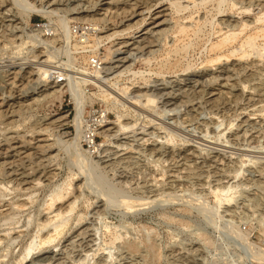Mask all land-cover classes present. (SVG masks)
Returning <instances> with one entry per match:
<instances>
[{"label": "rangeland", "instance_id": "374dc122", "mask_svg": "<svg viewBox=\"0 0 264 264\" xmlns=\"http://www.w3.org/2000/svg\"><path fill=\"white\" fill-rule=\"evenodd\" d=\"M124 1L110 5L111 15L126 7L131 11ZM63 2L53 5L59 11L50 17L44 14L50 11L47 9L50 2L41 3V0H7L0 7V98L4 99L0 103L1 110H6L0 114V264H18L25 257L29 243L37 241L36 236L43 232L39 225L48 200L56 192H65L69 182L77 201L75 198L63 238L48 247H54L56 252L59 249L60 260H34L35 264H264V62L258 57H264V38L259 37L256 50L249 53L240 45L245 37L264 28L263 21H256V17L264 18V14L256 9L247 16L234 15L243 23L247 20L249 25L236 41L215 53L213 45L234 33H224L225 29L217 32L219 21L233 15L235 9L217 12L212 0H161L150 11L144 10L146 20L140 27L123 30L130 22L124 18L126 13L110 20L112 25L118 23L113 30H104L107 23L97 21L96 26L105 31L99 33L91 21L103 17L97 12L66 14L60 9L75 7V11H84L107 5L92 7L96 0ZM39 3L45 7H37ZM161 9L166 10L172 27L167 39L171 41L164 48L170 50V61L176 64L162 77L145 65L148 59L156 65L158 54H134L128 64L135 63V68L141 71L134 84L145 87L140 92L148 94L156 93L159 85L170 90L169 86H183V77H195L206 66L215 70L218 64L226 62L227 69L234 70V76L222 88L226 92L223 97L212 104L199 99L194 107L179 108L165 106L160 99L144 104L145 97H141V106L133 107L130 101L135 85L132 84L124 96L119 94V98L124 97L122 102L130 104L124 101L123 106L96 99L92 95L97 92L95 84L80 86L83 92L77 87L74 93L73 79H61L60 83L59 79L65 78L59 76L61 73L72 74L85 66L82 55L88 57L89 52L79 48V54L77 51L75 54L72 50L76 60L66 52L59 17L71 19L74 43L83 44L86 38L104 36L95 57L100 64L94 66L103 72V67L111 65L108 63L113 60L116 44L140 34L151 22L154 10ZM198 21L203 24L201 32L191 31L189 38L177 39L179 26L193 27ZM42 27L48 30L46 35ZM31 31L39 37L31 40ZM114 31L119 32L112 34ZM108 35L110 38L106 39ZM40 38L50 43L44 45ZM189 41L192 43L187 52L176 51ZM37 54L43 56L36 57ZM47 58L50 61L45 64L51 71L44 77L37 71L39 62ZM88 58L92 60L94 55L90 53ZM212 58L218 60L208 62ZM91 60H87L89 64L85 61L86 66L92 65ZM15 69L25 76L32 71L35 83L25 81L22 93H11L19 82L7 75ZM55 81H59V92L48 95L52 89L41 91L48 82ZM79 92L87 97L83 98L86 108L77 130L73 93L81 97ZM12 102L16 104L12 106ZM120 114L123 123L136 126L132 132L120 136L123 139L118 141L122 143L118 148L117 141L106 136L110 134L108 129L116 124L103 125L115 123ZM115 127L114 130L119 126ZM77 131L81 133L79 146L73 139ZM141 136L143 141L139 139ZM93 138L94 144L89 146L88 141ZM116 147L120 155H115ZM105 153L110 154L109 164L101 160ZM44 175L50 176L46 179ZM28 176L31 180L39 178L41 183L23 191L20 187L24 180H29ZM221 186L229 189L219 202L214 189ZM41 249H34L22 264L34 259Z\"/></svg>", "mask_w": 264, "mask_h": 264}, {"label": "bare ground", "instance_id": "6f19581e", "mask_svg": "<svg viewBox=\"0 0 264 264\" xmlns=\"http://www.w3.org/2000/svg\"><path fill=\"white\" fill-rule=\"evenodd\" d=\"M7 0H0V7L3 6V4L6 2ZM27 1V0H26ZM35 2V0H32ZM62 0H41L42 2L48 3L49 5L47 6L50 11H43L45 12L44 14L47 17L53 16L52 14L54 12L59 11V8L54 7L53 5H61L64 4L65 2L61 3ZM119 0H115L114 3L118 2ZM121 1V0H120ZM124 1V0H123ZM127 1V5H129V9H131V11L129 12V10L123 8V10L119 13L118 11H115L112 15H111V9L112 7L110 6L111 4H114L112 2H107L106 0H96V2L92 5V7L95 6H106L105 8L102 7H97L96 9H85L84 11H75L74 9H76L75 7H73V9H60L62 10L61 12H65L66 14H79L82 12H97L96 14H99L101 16H103L102 18L99 19H92V26L95 27L94 30H97L98 33L99 32H105L103 31V29H100L99 27H97L96 25L98 24L97 21H102L103 23H107L106 26L104 27V30H113L116 29L118 27V23L115 25H112L113 21H110L113 17H117L120 14H126L124 15V18L126 17V22L130 21L126 28L123 30H127V29H132V28H136V27H140V25L142 24V22L145 19L144 14H146V12H144L145 9L147 10H151L152 7L155 6V4H157L159 1L161 0H135L134 2L130 3V0H125ZM123 2L126 3V2ZM211 1V0H210ZM214 5H215V9L217 10V12H222L225 11V9L227 10V8L229 10H234L233 15H228L227 18H223L220 19L219 21V27L217 32H222L224 29L226 30L224 33L228 32V31H233L234 33L229 36L226 37V39H223L221 41H217L218 43L214 44L212 47V51L215 53L220 52L222 49H224L227 45L232 44L234 41H236V39L239 37V34L243 32V30H245L247 28V26L249 25L247 20L244 21H239L237 18V16H234L236 14L242 15L243 16H247L248 13H250L251 11L253 12L254 10H259L260 13L264 14V0H212ZM99 2V3H97ZM69 4V3H68ZM180 4V3H179ZM47 5V4H46ZM34 7H36L35 5H33ZM43 8L45 7L44 4H40L37 5V7ZM53 6V7H52ZM117 6V5H116ZM119 6V4H118ZM121 6V5H120ZM122 8V7H121ZM175 8L178 9L179 5H175ZM33 10V9H32ZM35 10V9H34ZM42 10V9H41ZM78 10V9H77ZM120 10V9H119ZM165 9H161V10H157L153 12L152 16L150 17L152 20L150 23H148L144 28H142L139 32L140 34L135 35L133 38H131V40L129 41H122V42H118L116 45H118L113 51V60L112 62H109L108 64H111L108 67H103V72L97 71L96 68L91 67L90 66H86V62L87 60H91L89 59V54H93L94 58L96 56H98V51L100 50V46H101V42L100 39H102L103 37L101 36H92L94 38H86L85 40H83V44H79V42H73V40L75 38L72 37V35L70 34V30H71V26H70V20L68 18L65 19H61L59 17V25L62 27V32L63 34L61 35H65V39L62 38L63 43L62 46L64 47V49L66 48V52H68L69 55H72L73 51L75 50V54L76 51L81 48V50H83L82 52H89L88 57L85 54L84 56L82 55V57L84 58L83 62L85 64V66L83 65L82 67H79L77 69L74 70V73L72 74H68V73H61L59 76H65L63 80H74L73 81V85H71V90H73V92H77L78 90L80 91V86H87L89 84H95L97 87V92L93 93L92 95L94 97H96V99H101L104 102H108V103H116L119 105H123V102L125 101H121V99L123 100V98H121L122 96H120L119 98V94L122 95L125 91V93H127V90L130 88L129 84L135 85L134 84V79H136L139 75V73L141 72L139 69L135 68V63H129L128 62L134 59L135 55L137 56V54L141 53L142 55H146L148 53V56H155L156 54H158V56L160 57L158 63L156 65H153L152 60L148 59L145 65H147L148 69H150L149 71H153V73H157L158 75H162V77L167 74L170 73L172 68L175 66V64H172L170 61V50H166L164 47L167 45L168 42L171 41V39L169 41H167V39L170 37L171 32V23H170V19L168 18V15L165 14ZM258 12V13H259ZM3 14V13H2ZM1 14V15H2ZM43 14V13H42ZM262 15V14H261ZM138 16H142V18L140 19H136ZM259 16V15H258ZM4 17V16H3ZM2 17V20H3ZM236 17V18H235ZM74 19V18H72ZM77 19V17H76ZM134 19H136L135 21H133ZM233 19V20H232ZM236 19V21H234ZM264 18L263 17H256V21H263ZM204 20V19H203ZM242 20V19H241ZM123 21V20H122ZM209 21V20H208ZM211 21V20H210ZM1 22V21H0ZM90 22V21H89ZM205 22V21H204ZM242 22V25H241ZM254 22V21H253ZM213 23V22H211ZM112 25V27H107L108 25ZM125 24V22H124ZM123 24V25H124ZM203 24H200V22L198 21L195 25H193V27L191 25H185L183 24L182 26H179L178 29L176 30V33L179 35V37L177 38L178 40L180 39H185L186 37L189 38V32H194V34H197L199 32L202 31V27ZM192 27V28H191ZM241 27V28H240ZM20 28V27H19ZM43 28V32H45V30H47L45 27ZM92 29V30H93ZM18 30V29H17ZM37 29H32V31H35ZM50 30V29H49ZM121 30V31H123ZM30 33L29 36H31V40H35V38L39 37L38 33H34L32 32ZM48 31V30H47ZM57 31V30H56ZM235 31H238L237 33H235ZM41 32V31H40ZM54 32V31H53ZM83 32V31H82ZM86 32V31H85ZM95 32V31H94ZM119 31H114L112 34H116ZM84 33V32H83ZM174 33V32H173ZM54 34V33H52ZM193 34V35H194ZM44 35H46V32L44 33ZM43 35V36H44ZM259 37H263L264 38V28L261 29L259 32L253 33L251 35H249L248 37H245L246 39L243 40L241 47L244 48V52H248L250 51H254L256 50L257 47V39ZM73 38V40H72ZM110 38L109 35L106 37V39ZM187 38V39H188ZM42 43H44V45H47L48 43H50V41L48 39H41ZM76 40V39H75ZM128 40V39H127ZM182 40V41H183ZM192 41V40H191ZM191 41H189L188 43H185L184 45H182L180 48H177L176 51H181V53L183 52H187L188 47L191 45ZM176 42V41H175ZM238 45V44H237ZM61 47V46H59ZM167 48V47H166ZM63 49V48H62ZM65 51V50H64ZM131 51H135L134 53H132ZM242 51V50H241ZM79 51H77L78 53ZM243 52V53H244ZM129 53V54H128ZM246 53L244 54V56H248V54L246 55ZM249 53V52H248ZM66 54V53H65ZM68 54L66 56H68ZM79 54V53H78ZM127 54V55H126ZM135 54V55H134ZM254 54V53H253ZM43 55H39L37 54L36 57H42ZM134 56V57H133ZM147 56V57H148ZM69 57V56H68ZM73 59H75V57L72 55ZM229 57V56H228ZM258 57L262 58L263 62H264V57L262 55H259ZM88 58V59H87ZM249 58V57H248ZM41 59V58H40ZM71 59V57H70ZM106 59V58H105ZM104 59V60H105ZM76 60V59H75ZM99 60V59H98ZM217 58H212L210 60H208V62H214L217 61ZM40 61V60H39ZM50 60L45 59L39 62L40 66L38 68L37 72H40L39 74L41 76H46L48 74H50V68H47V62H49ZM86 61V62H85ZM250 61V60H249ZM252 61V60H251ZM179 62V61H178ZM232 62V61H231ZM243 62H247V61H243ZM89 64V62H87ZM92 63V62H91ZM241 63V62H240ZM182 64V63H181ZM180 64V65H181ZM207 64V63H206ZM46 66V67H45ZM211 66V65H210ZM177 67V66H176ZM181 67V66H180ZM183 67V65H182ZM228 64L226 62L220 63L218 64L217 68L212 69L211 67L209 68L208 66L204 67L203 69L197 71L195 73V77H191L190 75L183 77L181 80L184 82L183 86L180 87H176V86H169V88H171L170 90H165L166 87H160L156 89V93H145V92H140L142 89H144L145 87H139V86H134L132 89L133 91L130 93L131 95H133V97H131V101L130 104L133 107H139L141 106L142 103H140L142 100H139V98L141 99V97H145L143 99V101L146 100V102L144 104H149V103H155L156 100H161L160 102H162L163 105L165 106H175L176 108L178 107H182V106H192L194 107L195 105H198L199 103V99H203L204 102L206 101V103H211L215 100H217V98L223 97V94H226V92L222 89L223 87H226L227 85H229V81H233V72H231L229 69H227ZM236 68V67H235ZM246 68V67H245ZM102 69V68H101ZM182 69V68H181ZM238 69V68H237ZM183 70V69H182ZM228 70V71H226ZM10 72V70H8ZM7 71V72H8ZM73 71V70H72ZM37 72H33L34 74H37ZM236 72V71H235ZM241 72V71H240ZM239 72V73H240ZM104 73H106L104 75ZM116 73V74H113ZM218 73V74H216ZM28 75L25 76V74L23 72H21L20 70H13V72H11L10 74L7 75V78L9 76V79L13 78L15 79L17 82H19L18 85H16L14 87L13 90H11V93L13 92H19L22 93L26 83H24L25 81L30 82V83H35L34 79H32V71L29 73H26ZM110 74H113L110 77ZM211 74V75H210ZM236 74L238 75V73L236 72ZM235 74V75H236ZM108 76V78H106L105 76ZM209 76V77H208ZM5 77V76H4ZM166 77V76H165ZM209 79H208V78ZM106 78V79H105ZM206 78V79H205ZM194 79V80H191ZM208 79V80H207ZM166 80V79H165ZM60 81V83L62 82ZM127 81V82H126ZM178 81V80H177ZM71 82V81H70ZM166 84L170 83L172 84L170 81H165ZM181 84V83H180ZM164 85V84H163ZM162 86V85H161ZM165 86V85H164ZM168 86V85H167ZM78 87V88H77ZM176 87V88H175ZM246 87V86H245ZM244 87V88H245ZM59 81H55L53 83L48 82V84L46 85V88H44L43 90H41L42 92L52 89V91H49L48 95H54L57 92H59ZM77 88V91H74V89ZM164 89V91L167 92H162ZM217 91H216V90ZM26 90V89H25ZM155 90V89H154ZM162 90V91H161ZM159 91H161L159 93ZM81 92H83L81 90ZM81 92H79L81 95ZM250 92V91H249ZM73 93V100L75 102V108H76V116L74 118L75 121V125H77V130L78 127H81V123L82 121V116L84 113V110L86 107H84L86 104H84V99L87 96H84L82 93L81 97H77L75 94ZM44 94V93H43ZM77 94V93H76ZM197 94V95H196ZM13 95V94H12ZM19 95V94H18ZM159 95V96H158ZM1 96V95H0ZM124 96V94H123ZM157 96V98H156ZM15 97V96H14ZM85 97V98H84ZM84 98V99H83ZM127 100V99H126ZM129 100V98H128ZM4 101V99L0 98V102ZM17 101V100H16ZM142 101V102H143ZM86 102V101H85ZM126 102V101H125ZM10 103V102H9ZM21 104H23L22 102H20ZM27 103V102H26ZM128 103V102H126ZM140 103V105H139ZM214 103V102H213ZM16 102L13 104L12 102V106L15 105ZM19 104V103H18ZM17 104V105H18ZM17 106V108H20ZM25 104V103H24ZM125 104V103H124ZM129 104V103H128ZM129 104V105H130ZM8 105V104H7ZM10 105V104H9ZM128 105V106H129ZM2 104L0 103V114L1 113H5V109L1 110L2 108ZM110 106V105H109ZM124 106V105H123ZM249 106V105H248ZM9 107V106H8ZM7 107V108H8ZM197 107V106H196ZM130 108V107H129ZM175 108V110H177ZM212 108V107H211ZM14 109V108H13ZM12 109V110H13ZM172 109V108H170ZM192 109V108H191ZM246 109V108H243ZM248 109V108H247ZM11 110V111H12ZM188 110V109H187ZM16 109L14 111H12V113H15ZM141 111V110H140ZM171 111V110H170ZM189 111V110H188ZM8 112V111H7ZM10 113V110H9ZM11 113V114H12ZM221 113V112H220ZM163 114V113H162ZM151 115V114H150ZM191 115V114H190ZM118 119L115 123H105L103 126L107 125V124H112V125H118L119 127L114 130V127H111L110 129H108V132L110 134H107L106 136L108 137H112V139H115V141H121L120 136L122 134H126L127 132H132L134 126V124L131 123H123L121 119L122 115H118L117 116ZM193 117V116H192ZM214 118V117H213ZM63 120V118L61 119ZM124 120V119H123ZM244 124V121H242ZM231 124V123H230ZM240 125V124H239ZM247 126V125H246ZM79 127V128H80ZM240 127V126H239ZM238 129V128H237ZM82 130V129H79ZM107 130V129H106ZM106 133V131H105ZM236 133V132H235ZM80 131L76 132V136H74V140H76V144L79 146L78 142L81 141V136H80ZM141 135V134H140ZM238 135V134H236ZM108 137V138H109ZM139 139H144L143 136H141ZM79 140V141H78ZM146 140V139H145ZM150 140V139H149ZM78 141V142H77ZM114 141V140H113ZM114 141V142H115ZM124 141V140H123ZM130 141V140H129ZM143 141V140H142ZM127 142V141H126ZM125 142V143H126ZM133 142V141H132ZM135 142V141H134ZM139 142V141H138ZM12 143V142H11ZM75 143V141H74ZM116 143V144H117ZM142 143V142H141ZM165 143V142H164ZM120 142L118 143V148H120V146L122 145V143L120 144ZM129 144V143H126ZM139 144V143H138ZM16 146V145H15ZM131 146V145H130ZM126 147V146H125ZM141 147V146H140ZM11 148V147H9ZM14 148V147H13ZM117 148V147H116ZM117 148V149H118ZM142 148V147H141ZM152 148V147H151ZM19 149V148H18ZM108 149V148H107ZM166 149V148H165ZM8 150V148L6 149V151ZM17 150V149H16ZM111 150V149H110ZM115 150V149H114ZM124 150V149H123ZM20 151V150H19ZM109 151V150H108ZM116 151V150H115ZM5 152V151H4ZM2 153V152H1ZM108 153V152H107ZM110 153V151H109ZM112 153V152H111ZM115 155L120 153V150L118 149L116 152H114ZM113 153V154H114ZM165 154V153H164ZM4 155V153H3ZM110 154H106L102 157V161L103 163L105 162L106 164L111 161V158L109 156ZM120 155V154H118ZM7 156V155H6ZM14 156V155H13ZM160 156V155H159ZM181 156V155H180ZM45 157V156H44ZM100 157V158H101ZM184 157V156H183ZM99 158V159H100ZM43 159V158H42ZM121 159V158H120ZM188 159V157H187ZM100 160V161H101ZM125 160V157H124ZM183 160V159H182ZM10 161V160H9ZM14 161V160H13ZM99 161V160H98ZM97 161V162H98ZM119 161V160H117ZM121 161V160H120ZM184 161V160H183ZM186 161V160H185ZM11 163V162H10ZM104 163V164H105ZM181 163V162H180ZM1 164V163H0ZM3 164V162H2ZM111 164V163H110ZM9 165V164H8ZM7 166V165H6ZM109 166V165H108ZM186 167V166H185ZM181 168V167H180ZM14 169V168H13ZM185 169V168H184ZM16 170V169H15ZM11 171V170H10ZM40 172V171H39ZM9 173V171H8ZM26 173V172H25ZM176 173V172H175ZM41 174V173H40ZM47 174V173H46ZM179 174V173H178ZM51 175V174H50ZM49 175V176H50ZM49 176L44 175V177L46 179L49 178ZM11 177V176H10ZM36 177V176H35ZM33 177V178H35ZM172 177V176H171ZM29 178V176H28ZM32 178V177H31ZM41 178V177H40ZM23 179V178H22ZM26 179V178H25ZM43 179V178H42ZM45 180V179H44ZM41 180L39 178H35V179H30L29 180H24V183L22 184L23 186L20 188H23V191L29 190L32 187L36 186L37 184H40ZM21 182V181H20ZM23 182V181H22ZM3 187V186H2ZM229 187L226 186H221V187H217L214 189V192L219 200V202H221L222 198L221 196L223 195V193L227 190L228 191ZM9 190V189H8ZM75 190V189H74ZM72 189V184L71 182H69L67 184V188H65V192L59 191L56 192L52 195V197L48 200L47 204H46V209H45V213L43 216V222H40V230H42V234H38L36 236L37 241H33L31 243H29V246L26 248L27 253L25 255V257H23L18 264H22V262L26 259V256L29 255L34 249L36 248H42L40 253L38 255H36V257L32 260H26L24 262V264H35L34 260H36L37 262H49V261H56L59 259L60 253L59 249L57 250L58 252H56L53 247V249H48L49 245L51 243H53L55 240H57L59 238L62 239L64 236V229L67 225V221H68V216L69 214L72 212L74 205L77 201L76 196L74 197V191ZM6 191V190H5ZM10 192V191H9ZM76 195V194H75ZM30 198V197H29ZM76 198V201H74ZM231 201V200H229ZM25 204V203H23ZM27 204V203H26ZM22 205V204H20ZM18 206V205H17ZM20 207V206H19ZM17 209V208H16ZM20 209V208H19ZM96 209V208H95ZM43 210V209H42ZM87 225V224H86ZM87 228V227H86ZM85 228V230H86ZM12 229V228H11ZM9 230V229H8ZM81 230V229H80ZM8 232V231H7ZM9 232H12L9 231ZM41 232V231H40ZM82 232H84L82 230ZM81 232V233H82ZM88 232V231H87ZM19 233V232H18ZM85 233V232H84ZM83 233V234H84ZM82 236H86L83 235ZM86 234V233H85ZM91 234V233H89ZM81 235V234H80ZM79 235V236H80ZM77 236V235H76ZM78 236V237H79ZM73 237V236H72ZM89 237V236H88ZM87 237V238H88ZM73 239V238H72ZM84 239V238H83ZM64 240V239H63ZM71 240V239H70ZM88 240V239H87ZM90 240V239H89ZM61 241V240H60ZM69 240H67L66 242L68 243ZM70 242V241H69ZM65 243V242H64ZM63 243V244H64ZM60 244V243H59ZM62 244V243H61ZM62 244V245H63ZM66 244V243H65ZM82 244V243H81ZM87 244V243H86ZM85 245V244H84ZM68 246V245H66ZM65 246V247H66ZM63 247V246H62ZM64 247V250H65ZM92 248V247H91ZM68 249V248H67ZM63 250V248H62ZM92 250V249H91ZM61 251V250H60ZM81 251V250H80ZM65 252V251H64ZM90 252V251H89ZM87 254V253H86ZM89 254V253H88ZM88 256V255H87ZM109 256V255H108ZM63 257V256H61ZM107 258V257H106ZM60 260V259H59ZM58 260V261H59ZM62 261V260H61ZM56 263V262H55ZM54 263V264H55ZM102 263V262H101ZM53 264V263H52ZM58 264V263H57Z\"/></svg>", "mask_w": 264, "mask_h": 264}, {"label": "built area", "instance_id": "2783aa9c", "mask_svg": "<svg viewBox=\"0 0 264 264\" xmlns=\"http://www.w3.org/2000/svg\"><path fill=\"white\" fill-rule=\"evenodd\" d=\"M98 59L97 58H93L91 61H92V67H94L95 65H96V63L98 62V64H100L99 63V61H97ZM97 67H99V66H97ZM61 79H63V78H60L59 79V81H61ZM89 138H90V136H89ZM89 143V146H92L93 144H94V138L93 139H91V140H89L88 141Z\"/></svg>", "mask_w": 264, "mask_h": 264}]
</instances>
